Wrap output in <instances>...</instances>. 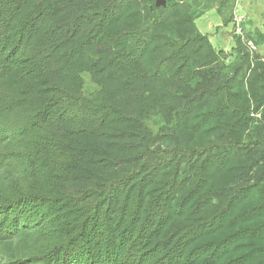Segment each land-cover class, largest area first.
<instances>
[{
	"label": "trees",
	"instance_id": "obj_1",
	"mask_svg": "<svg viewBox=\"0 0 264 264\" xmlns=\"http://www.w3.org/2000/svg\"><path fill=\"white\" fill-rule=\"evenodd\" d=\"M158 1L0 0L1 264H264V57Z\"/></svg>",
	"mask_w": 264,
	"mask_h": 264
},
{
	"label": "rangeland",
	"instance_id": "obj_2",
	"mask_svg": "<svg viewBox=\"0 0 264 264\" xmlns=\"http://www.w3.org/2000/svg\"><path fill=\"white\" fill-rule=\"evenodd\" d=\"M216 6L206 10L205 14L196 20L197 28L202 34L209 36L214 47L217 50L227 48L225 50L228 53L231 52L236 43L234 38L240 36L234 20L237 15H241L244 17L243 35L257 45L258 51L254 55L264 57V44H256L258 36L264 34V0H237L231 9L233 19L229 25L225 24L223 17L217 13ZM9 257L10 251L0 248V264L7 261Z\"/></svg>",
	"mask_w": 264,
	"mask_h": 264
},
{
	"label": "built area",
	"instance_id": "obj_3",
	"mask_svg": "<svg viewBox=\"0 0 264 264\" xmlns=\"http://www.w3.org/2000/svg\"><path fill=\"white\" fill-rule=\"evenodd\" d=\"M235 25L237 27V33L242 36V39L244 41V43L246 44L248 50L251 52V53H256L258 51V47L257 45H255V43L251 40H248L246 39V37L243 35L242 33V24L244 23V17L241 16V15H237L235 17Z\"/></svg>",
	"mask_w": 264,
	"mask_h": 264
},
{
	"label": "water",
	"instance_id": "obj_4",
	"mask_svg": "<svg viewBox=\"0 0 264 264\" xmlns=\"http://www.w3.org/2000/svg\"><path fill=\"white\" fill-rule=\"evenodd\" d=\"M166 5V1L165 0H159L157 2V6H165Z\"/></svg>",
	"mask_w": 264,
	"mask_h": 264
},
{
	"label": "crops",
	"instance_id": "obj_5",
	"mask_svg": "<svg viewBox=\"0 0 264 264\" xmlns=\"http://www.w3.org/2000/svg\"><path fill=\"white\" fill-rule=\"evenodd\" d=\"M228 48H230V49H231V47H228ZM224 49H227V48H224Z\"/></svg>",
	"mask_w": 264,
	"mask_h": 264
}]
</instances>
